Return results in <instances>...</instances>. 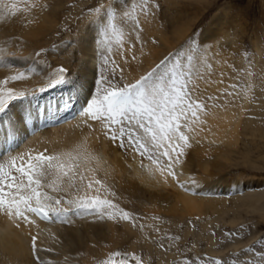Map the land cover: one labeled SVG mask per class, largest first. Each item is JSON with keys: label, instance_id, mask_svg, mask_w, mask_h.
I'll list each match as a JSON object with an SVG mask.
<instances>
[{"label": "bare ground", "instance_id": "6f19581e", "mask_svg": "<svg viewBox=\"0 0 264 264\" xmlns=\"http://www.w3.org/2000/svg\"><path fill=\"white\" fill-rule=\"evenodd\" d=\"M68 1L0 0V88L12 89L14 95L20 97L26 94V97L32 99L15 106L13 103L17 99L8 101L5 96L8 107L13 104L11 108L14 116L10 124L7 122L0 127V164L4 165L6 171L19 177V173L9 167L12 158H16V164L19 165L21 158L27 163L29 158L35 157L41 151L46 155L59 156L65 165L73 166L70 175L75 174V187H70L73 180L68 177L61 176L58 180L55 175H51L42 180L39 189L41 193L49 196L61 191L59 193L63 195L65 209L76 208L75 204L67 203L69 200L79 201L93 197L109 199L118 207L108 209V212L115 213L111 218L108 212L88 213L74 210L67 216H51L48 220L31 212L25 213V219L16 215L14 209L10 210L6 206L0 208V264H101L103 259L109 264L107 261L114 259L113 253L123 252L121 248L149 250L156 236L176 235L177 232L181 233V240L191 238L196 243L193 246L196 255L206 250L204 252L208 253V258L206 261L202 259L201 264H211V259H218L220 256L224 258L231 251L239 250L249 241L244 236H214L209 230L214 228L216 222H221L219 224L227 229L230 227L227 225L235 227L245 219L242 215L244 211L248 214L258 213L259 220L264 224V190L258 189L260 184L248 181L249 184L245 186L240 181L243 172L236 178V175L228 171L230 165L239 162L253 168L262 167L263 162L259 156L262 152L257 153L259 157H254L251 148L236 151L233 146L239 145L238 141L243 134L264 137V75L260 70L264 66V48L261 45L256 46L258 55L255 75L252 77L253 71L245 73V83L241 86L236 78L227 75L226 70L231 69V65L228 66L227 63L230 64L232 59L228 53H225L228 61H214L218 72L209 78L205 69L209 59L203 56L205 52L210 54L215 51L218 43L227 38L228 34L222 32L220 23L216 29L212 28L213 30L203 33L202 46L199 47L202 51L195 54L196 62L191 63L196 72L190 76L193 91L187 89L190 99L201 107L191 110L196 112L195 116L188 111L178 121L181 125L180 132L187 140L179 139L177 133L172 141H162L163 146L156 148L150 137L141 131L142 142L151 156L149 158V155L141 156L131 147L122 149L117 143L110 141L105 135L104 121L93 120L83 111L77 119L62 126H56L53 118L64 114L53 113L54 109L59 111L58 106L64 104L65 99L70 98L69 104L73 103L71 98L77 95L78 86L82 95H94L98 87L94 83L100 79V72L108 64L112 70L116 62V73L131 81L147 74L146 70L155 60L160 59V54L165 53L166 47L159 51L154 46L146 34V26L149 33L161 34L166 41L172 36L166 35L169 31L162 30L157 21L147 19V23L146 16H137L140 20L138 22H135V15L122 21L119 10L114 14L116 31L113 32L100 23V19L107 17L109 5L114 0H103L100 5L84 14V22L78 34L71 38L72 43L61 45L59 53L54 49L49 52V56H58L56 60L67 69V77L65 76V82L48 87L49 80L54 82L61 73L48 63L46 65L37 60L36 53L53 40L54 35L51 34L57 31L61 13L67 7ZM87 1H78L71 8L72 11L75 14L80 13ZM139 1L141 0L137 1V7L142 5ZM125 2L126 0H119L120 5L125 6ZM13 4L16 5L15 9L12 8ZM95 9L101 11L97 12ZM93 20H97L96 25L91 24ZM98 28H105L107 40L99 35ZM190 28L187 24L177 26L171 31V35H176L171 42L182 39ZM16 36L20 38L12 40ZM17 43L21 52L29 54L6 60L5 53L10 50L7 46L11 44L17 47ZM208 57L212 60L211 54ZM109 60L112 62H107ZM19 73H24L23 79H10ZM41 88L44 90L39 91ZM47 89L51 92L45 99L43 97L45 106L41 103L40 108L42 100L38 101L37 98ZM207 93L210 94L206 95ZM54 99H57L55 104L58 102V105L53 108ZM77 99L82 98L77 95ZM43 107L46 110L42 112ZM66 109L67 107L63 108V113L67 112ZM47 114H50L48 118ZM2 120L0 124H3ZM16 122L22 128L12 131ZM21 132L27 134L30 140L20 148ZM217 141L220 142L215 143ZM169 144L173 147L168 148ZM165 150L169 151V156L162 155ZM5 153L6 156L2 157ZM235 153L239 154L237 158H233ZM183 161L186 163L185 167L182 166ZM140 166L144 169L141 170ZM181 166L185 171H182L185 178L190 177V173H197V179L188 186L189 191H180L178 185L176 186L180 183L177 179L183 175L179 171ZM24 179L26 182V178ZM97 180L100 184L95 183ZM89 183L92 184L91 189L88 188ZM172 187L173 191L168 190ZM238 191L242 192L234 194ZM42 203L48 206L43 198ZM48 207L45 208L46 211ZM119 209L129 212V218L123 219ZM191 217L199 222L197 230L192 229ZM57 222L58 233L53 229V224ZM211 222L214 224L209 228ZM181 224L185 227L180 228ZM49 236H53V239L45 241V237ZM202 241L207 246L205 249L200 246ZM38 249L43 262L40 258L38 260L41 262L36 259L35 252ZM156 252L157 264H170L181 254L170 248L157 249ZM244 254L249 252L241 255ZM122 255L119 264H137L132 262L129 254ZM255 262L264 264L259 260Z\"/></svg>", "mask_w": 264, "mask_h": 264}, {"label": "rangeland", "instance_id": "374dc122", "mask_svg": "<svg viewBox=\"0 0 264 264\" xmlns=\"http://www.w3.org/2000/svg\"><path fill=\"white\" fill-rule=\"evenodd\" d=\"M81 0H69L67 2V7L62 11L61 13V22L58 24L57 31L52 32L51 35H54L53 40L51 43H49L45 48H41L37 51L36 57L37 60H39L41 63H44L47 65H51L52 68L60 69L63 65L60 61L56 60L58 56H49V52L51 50H55L56 53H59V47L61 45H69V43H72L71 38L75 35L78 34L80 27L82 26V23L84 22L83 16L86 12H89L90 9H93L97 5H100L103 0H88L85 4V7L80 11V13L75 14L72 9L75 6L76 3ZM138 0H131L132 5L137 4ZM140 5L143 3V0L139 1ZM125 7H127V2H125ZM72 8V9H71ZM130 17L133 18L131 15H135L136 18L135 22L140 21L138 17L146 16V22L147 19H151L150 21H157V24H160V27L162 30L169 31V33H166V35L172 36L171 39L168 41L163 38V35L161 34H152L147 31V26H146V34L148 35L149 38H151L154 46L158 48L159 51L164 50L165 48V53L160 54V59L155 60L153 62V65H151L146 72L151 71L154 69L158 64H160L161 61L168 59L171 57L172 59L169 60V63L172 62V60H175L179 58L181 60L182 64V71L187 73L185 79L187 82V89L192 92L191 90V85H190V76L196 74L194 67L191 65L192 61L196 62L195 60V54L200 53L202 51L199 49L202 45V34L205 33L207 30L216 29L218 23H220V26L222 27V32L224 31L225 33L227 32V38L222 39L218 43V47L215 51L211 52V57L212 60L208 57L210 55L209 53L205 52V55L203 57L209 59L208 64L206 65V70L208 72L209 78H211L215 73L218 72L217 67L215 66L214 61L217 63L219 60L222 61L223 59H227L226 54L228 55L231 59L230 64L228 66L231 67L227 71V75L233 76L239 81V84L243 86L245 83L244 76L245 73H248L250 71L252 72V77H254V70H256V59H257V45H261V47L264 48V0H204L199 1V0H147V11L142 12L140 10V7H135V11H133L132 8H128ZM83 11V12H82ZM138 16V17H137ZM158 17V18H157ZM156 18L159 20H156ZM149 21V22H150ZM153 21V22H154ZM159 22V23H158ZM148 23V22H147ZM187 24L191 28L189 31L182 37V39H179L178 41L171 42L173 38H176V35L172 34L171 31H173L177 26H181ZM211 26V27H210ZM145 29V27H144ZM212 29V30H213ZM222 35V34H221ZM20 38L19 36L13 37L12 40ZM165 40V43H164ZM167 42L170 44L167 45ZM200 43V44H199ZM199 44V45H198ZM17 47L12 46L11 44L7 46V49H10L7 54L5 53V59H17L22 56H27L29 53L21 52V48L19 49L20 45L17 43ZM19 45V47H18ZM201 45V46H200ZM173 46V47H172ZM10 47V48H9ZM71 47V44L70 46ZM74 47V45H73ZM16 48V49H15ZM75 48V47H74ZM19 49V51L17 50ZM16 50V51H15ZM177 50H180L179 52ZM104 51V49H103ZM75 49L72 52L74 55ZM62 54L60 53V56ZM187 55H192L193 59L191 62L187 60ZM52 57V58H51ZM217 58H219L217 60ZM6 59V60H7ZM72 59H75L72 57ZM44 61V62H42ZM46 61V62H45ZM98 61H96V64ZM27 66V65H26ZM113 66L116 68L118 67V64L115 62ZM193 67V68H192ZM111 65H107L100 74H103L105 76H110L111 74ZM261 70V74L264 75V66ZM230 71V72H229ZM190 73V74H189ZM64 75L67 77V72L60 74ZM116 76L119 77V75L116 73ZM60 78V77H59ZM138 78L133 79L132 81L129 80L126 76L123 77L122 80H119L118 82L123 85L124 83H133L135 82ZM97 83H94L96 85ZM264 84V82H263ZM100 87H103V85H100ZM77 95L78 97H81L82 99H77V95L75 97H72V102L75 103L73 105L69 104L68 100L70 98L65 99V103L60 104L58 106L59 111H55L54 113L60 112L63 114V108L67 107L68 109H72L75 113V117L72 119H64L65 116L59 117V119L63 122H59L61 124H58L56 126H62L65 125L69 121H74L77 119L78 115H81L80 113L83 111L84 107L86 106V103L88 99L91 96H86L85 94L82 95L81 90L76 88ZM51 92V90L47 89L44 91V94H41L38 99V101L42 100L39 104L41 108V103L43 106H45V98L46 95H48ZM76 93V92H75ZM210 93H207L206 95H209ZM26 95V94H25ZM25 95H20V98L15 100L13 103L15 106L16 105H21L25 103L26 101L32 100L31 98L26 97ZM82 95V96H81ZM44 97V99H43ZM191 97V95H190ZM63 101V100H62ZM12 104V105H13ZM66 104V105H65ZM11 105V106H12ZM7 107L5 109V112L0 114V120H2L3 124H0V127H3L5 124L12 121V118L14 116V113L12 112V108ZM10 108V109H9ZM54 108V107H53ZM65 110V111H66ZM71 111V110H70ZM1 113V112H0ZM13 113V114H12ZM6 117L4 118V116ZM22 125L20 123H17L14 125V129L12 131H16L15 129H21ZM23 134V135H22ZM27 136V137H26ZM255 139H254V138ZM19 141L20 142V148L30 140L27 134H24L21 132V135H19ZM28 138V139H27ZM241 141V142H240ZM220 141H217L215 143H218ZM239 145L237 144L236 147L233 146V149L235 148L236 151L239 149H244V148H251L252 152L254 153V157H259L262 163V167L258 169L257 167H252L249 166L248 164H244L243 162H239V164L234 163L230 165L228 168V171H230V174L236 175L235 177L237 178V175L242 174V178L240 179L241 183H244L245 186H247L248 181H254L258 182L260 184L259 188L258 186L255 188L264 190V137H260V135H245L243 134L238 141ZM259 145V146H258ZM261 145V146H260ZM256 148V149H255ZM261 149V150H260ZM256 150V151H255ZM43 152V151H41ZM39 152V153H41ZM262 152V153H261ZM38 153V154H39ZM252 153V155H253ZM261 153V155L258 156V154ZM2 157L6 156L5 154L1 155ZM37 156V155H36ZM239 154L235 153L233 158H237ZM183 167L185 161L182 163ZM261 165V164H260ZM180 167V172L183 171V167ZM141 170L144 169V167L140 166ZM256 168V169H255ZM178 171V172H179ZM185 172V171H183ZM182 172V174H183ZM196 173V172H195ZM190 173V177L184 176V174L181 175L179 174L178 176L179 179H177V182L179 180L180 183H177L176 186L179 188V190H184V191H189V184L191 181H195L197 178L195 175L197 173ZM237 173V174H236ZM188 176V175H187ZM192 176V177H191ZM254 177V178H253ZM178 178V177H177ZM180 178H183L180 181ZM195 178V179H194ZM185 179V180H184ZM191 179V180H190ZM193 179V180H192ZM184 180V181H183ZM253 184V183H252ZM257 184V185H258ZM168 190L173 191V187L169 188ZM54 192L50 194V197H53L55 200H61V203L59 207L64 208V204L62 203L63 195L61 193ZM242 191L234 192V194H240ZM228 193V192H227ZM233 194V192L231 193ZM49 207H55L54 200L51 201H46ZM73 209V208H71ZM75 210V209H74ZM73 210V211H74ZM251 214V215H250ZM243 220H241L240 223H238L235 227L231 225L228 229L226 226L221 225L219 223L221 222H216L214 225V228L210 229L209 231L214 234V236L223 234L226 235L227 237H234V236H244L245 240H249L246 242L245 245H243L239 250L236 251H231L229 255L223 258V256H220V258L216 259H211V264H214V261L216 260H221L225 264H244L245 260L249 261H254L259 260L264 263V258H261L260 253L264 252V224L261 223L259 220V215L258 213H252L250 212L249 214L247 212H243ZM191 221L193 222V230H197L199 228V222H196L193 220L191 217ZM53 224L54 226V231L58 233V225ZM214 223H210L209 228L211 225ZM219 224V225H218ZM217 225V226H216ZM57 226V227H56ZM180 228L185 227L184 224L180 225ZM222 228H219L221 227ZM224 226V227H223ZM216 229V230H215ZM221 229V230H220ZM181 232V231H180ZM229 233H232L233 235H229ZM181 233H176V235L173 234H165L164 236H156L155 241L153 243V246L147 249H138V250H130L128 248H121L120 250L123 252H120L119 255H114V261L110 260L107 261L109 264H119L121 263V258L123 257V254H129L131 256L132 262L137 264H157V249H171L172 251L176 252H181V254L173 261H171L170 264H201L203 260L206 261L208 258V253H205L206 250L201 251L199 254L194 253L196 243L192 241L190 238L189 240L183 241L181 240ZM179 235V236H178ZM50 237V239H48ZM45 237L46 240H52L53 236ZM250 238V239H249ZM252 238V239H251ZM43 241V240H42ZM193 242V243H192ZM205 241H202L200 246L202 249H205L207 246ZM204 244V245H203ZM174 245V246H173ZM175 247V248H173ZM252 248V251H248L249 254H244L246 253L244 250ZM44 248V247H43ZM36 259L38 260H43L42 256L40 254V250H36ZM205 251V252H204ZM152 252V253H151ZM204 252V253H203ZM208 252V251H207ZM38 253V254H37ZM39 255V256H38ZM199 257V258H198ZM198 258V259H197ZM203 259V260H202ZM38 260V261H39ZM39 261V262H41ZM43 262V261H42ZM195 262V263H194ZM101 264H106V261H100ZM128 263V262H127ZM256 264V262H255Z\"/></svg>", "mask_w": 264, "mask_h": 264}, {"label": "snow or ice", "instance_id": "6c2138e0", "mask_svg": "<svg viewBox=\"0 0 264 264\" xmlns=\"http://www.w3.org/2000/svg\"><path fill=\"white\" fill-rule=\"evenodd\" d=\"M127 7L135 11V5H132L131 0H126ZM15 9L16 5L13 4ZM120 11L122 21H126L130 15L124 5H120L119 0H114V3L109 5L107 17L100 19V23L105 24L113 32L116 31V25L113 23L114 14ZM142 12H146L147 0H143L140 7ZM101 11V9H95ZM92 25L97 24V20L91 21ZM100 36L107 40L105 28H98ZM99 42V40H96ZM178 52L180 50H177ZM169 57L158 64L154 69L147 74L141 76L133 83H124L121 85L118 81L123 79V76H116L117 68L111 70L110 76L101 74L97 81V89L83 109L84 114L90 116L93 120L104 121L105 135L113 143H117L122 149L131 147L133 151L138 152L141 156L149 155V150L145 143L142 142L141 131L154 142L156 148L162 147V141H172L174 136L179 133V139L187 140L180 132L181 125L178 123L182 115H187L188 111L193 108L199 109L201 105L193 102L190 99V92L186 90L187 82L186 75L182 71V64L179 58L172 60L169 63ZM192 55H187V60L191 62ZM112 62V61H107ZM122 72V69L120 70ZM67 69L61 67L58 73H66ZM24 78V73L12 76L11 80H20ZM66 77L61 75L54 82L49 80L48 87H54L56 84L63 83ZM7 81H5L6 83ZM103 85V87H99ZM41 88L39 91H43ZM5 96L8 101L20 98L13 94L12 89L4 90L0 88V112L5 111L8 104L5 102ZM191 115L195 116L196 112L191 111ZM173 145L169 144L168 148ZM180 153H177L179 155ZM162 155L169 156V151L165 150ZM14 169L15 173H19L17 177L13 172L6 171L3 164H0V208L5 206L8 209H14L16 215L27 218L26 212H31L40 215L44 219H49L51 216H67L73 209L59 207L61 200H55L53 197L45 193H41L39 189L42 186V180L48 176L55 175L59 180L61 176L68 177L73 180L70 187H75L74 176L72 173V165H65L61 162L60 157L56 155H46L40 153L35 157L29 158L27 163L21 158V163L16 164V158H12L9 165ZM26 178V182L25 179ZM81 180L83 177L81 176ZM100 184V181H96ZM88 188H92V184H88ZM57 190H60L59 188ZM44 201L54 200L55 207H48L42 203ZM33 201L36 206H33ZM69 205L75 204V211L97 213L98 211L108 212V209H116L118 206L109 199H101L93 197L91 199H81L79 201H67ZM23 206V210H22ZM48 207L46 211L45 208ZM122 212V218L128 219L130 213L119 209ZM115 213L108 212L109 218ZM229 235H233L229 233ZM35 251V237H33ZM245 252L252 251V248L245 249ZM112 255H119L113 253ZM261 258H264V252L260 253ZM214 264H224L221 260L214 261ZM244 264H255L254 261L245 260Z\"/></svg>", "mask_w": 264, "mask_h": 264}]
</instances>
